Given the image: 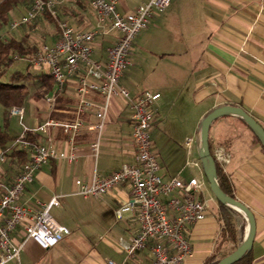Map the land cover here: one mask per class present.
Returning <instances> with one entry per match:
<instances>
[{
    "label": "crops",
    "instance_id": "0c3cea01",
    "mask_svg": "<svg viewBox=\"0 0 264 264\" xmlns=\"http://www.w3.org/2000/svg\"><path fill=\"white\" fill-rule=\"evenodd\" d=\"M56 1L60 18L75 29L95 30L91 57L104 64L105 49L115 41L116 31L98 21L90 0ZM181 1L182 6L169 3L164 11L155 12L147 26L139 31L133 40L139 46L136 51H130L128 64L118 83L131 97L143 91L159 93L150 106L154 116L152 125L169 135L170 142L167 149L157 150L159 174L164 178L178 176L187 181L196 177L203 181L199 196L205 200L206 215L188 227L192 254L183 264H204L211 255L232 251L235 241L240 243L244 238L247 222L242 214L237 215L235 240L225 239L219 206L207 186L203 169L190 164L197 161L195 156L199 155L200 138L196 140L195 136L203 116L221 105L243 108L264 129V0ZM135 6L130 0H117L121 12L132 11ZM26 10L20 6L10 12V18L0 29L1 37L24 39L35 47L58 39V29L51 22L52 27L47 26L40 30L41 34H36L42 37L38 43L33 32L35 27L31 30L25 29L27 24L12 27V21ZM44 19L45 16L40 14L33 20L39 23ZM46 39L49 42H45ZM29 71L47 74L44 67L31 65ZM81 73L82 70H78L66 79L53 105L47 103L44 96L36 99L32 95L28 101L33 112L27 113L25 101L22 105V123L28 129L47 118L82 120L72 140L62 134L60 127H51L46 132H25L37 136V143H49L65 156L42 164L35 171L33 181L25 185L19 200L35 212L48 197L61 195L49 210L50 222L67 226L69 233L48 249L27 240L20 250L19 261L7 264H107V259L114 264L150 263V244L132 257H127L118 245L109 246V240L128 238L138 228L129 213H124L122 218H116L114 213L130 195L127 186L119 185L96 198L75 191L77 180L89 182L93 172L109 175L123 163L134 160L131 110L127 101L118 95L109 101L96 157L89 150V144L96 137L93 126L98 119L95 110L101 105L102 97L94 91L86 93L85 98L93 103L92 106L76 112V79ZM28 81L31 91L40 85L39 77ZM53 89L54 82L46 93ZM7 117V126L11 118H17ZM25 117L26 122H23ZM6 131L15 137L22 128L14 135L9 133L8 127ZM188 137L193 139L189 147L184 144ZM208 142L211 151L222 146L229 155L224 169L219 167L234 197L248 207L255 220L251 264H264V152L253 132L234 115H223L211 122ZM71 150L75 153L72 159L67 156ZM16 163L11 156L0 163L1 182L9 184L13 181L21 166ZM13 237L20 241L22 234L18 230Z\"/></svg>",
    "mask_w": 264,
    "mask_h": 264
},
{
    "label": "built area",
    "instance_id": "2783aa9c",
    "mask_svg": "<svg viewBox=\"0 0 264 264\" xmlns=\"http://www.w3.org/2000/svg\"><path fill=\"white\" fill-rule=\"evenodd\" d=\"M171 0H145L138 3L132 11L121 12L117 0H90L99 22L107 23L116 31L115 41L105 49L104 64L91 57V42L95 30L75 29L66 20L57 17L56 0H33L31 6L18 19L12 21L15 27L27 23L38 15L47 12L57 22L59 37L53 43H42L30 60L33 67H44L54 82V89L44 95V100L53 105L66 79L82 70L76 79L78 101L76 112H82L92 106L85 98L91 91L102 97L101 105L95 110L98 122L93 126L96 137L89 144V150L96 157L99 137L106 119L109 101L113 96L124 98L131 110V139L134 144V160L123 163L118 169L106 176L93 172L89 182L77 180L75 191L82 196L99 197L112 188L125 185L129 188V197L114 211L116 218L129 213L138 223V228L128 237H118L116 243L127 257H132L138 250L150 244L149 264H183L192 254V245L187 237L188 227L206 215V203L199 194L203 181L190 177L183 181L178 176L162 177L159 164L152 150L149 129L154 121L150 108L159 97L158 92L143 91L131 97L124 87L119 85V78L128 64V55L134 38L145 28L155 12H162ZM23 107L11 106L8 116H16L22 131L17 134L12 145L29 149V158L21 164L13 181L5 184L0 181V264L18 262L20 250L27 240L33 241L42 249L55 246L69 228L65 225H52L49 210L61 195H52L41 203L40 209L31 212L20 202L25 185L32 182L35 171L49 159L65 156L49 143H36L29 148L26 139L27 130L46 132L51 127H60L62 134L72 140L78 132L82 120L75 118L57 121L47 118L33 128L28 129L23 123ZM192 137L186 138L189 147ZM71 150L68 158H74ZM215 162L222 168L229 160L224 147L217 146L212 151ZM7 155L0 150V163ZM190 164L202 169L197 161ZM20 231L22 239L16 241L15 231ZM107 264H114L110 259Z\"/></svg>",
    "mask_w": 264,
    "mask_h": 264
},
{
    "label": "trees",
    "instance_id": "16d2710c",
    "mask_svg": "<svg viewBox=\"0 0 264 264\" xmlns=\"http://www.w3.org/2000/svg\"><path fill=\"white\" fill-rule=\"evenodd\" d=\"M32 2L33 0H0V29L6 23V20L11 11L17 9L20 6L29 8ZM42 14L49 22H51L55 27H57V22L54 17L49 15L47 12H44ZM57 17L60 18L58 13H57ZM27 23H21V24H27ZM37 48L38 47H35L34 45H30L29 43H27L26 40L24 39H17L14 37L5 38L0 36V108H1L0 150L4 152L7 156H11V158H15L17 162L16 164L18 165L19 164L21 165L23 162L28 160L29 149L19 148L12 145V142L15 137L10 136L6 131L7 120H8L7 117L8 109L11 106H22L24 101L30 95H32L36 99L41 98L51 88L53 84V80L49 74H45V73L32 74L29 71V66H31L30 60L33 58ZM20 59H25L27 61L24 69L14 70L9 75L8 68L12 66V64L15 61ZM33 77H39L40 85L32 88L33 90L31 91L30 90L31 85L28 84L27 80ZM241 121L246 125V127H248L247 124L242 119ZM253 137L255 141L259 143L262 151L264 152V148L262 144L259 142L258 138L254 134ZM26 139H28V141L30 142L29 148H31L37 143V136L35 135L31 136L30 132L26 133ZM209 150L210 153L212 154L210 145H209ZM215 166H216V179L218 186L225 194L234 197L230 184L225 174L222 173L219 165L216 162H215ZM217 203L219 206L220 219L223 225L222 233L225 236L226 240H235V234H236L235 217L237 215H241V213L218 201ZM238 245L239 242L236 240L231 250L235 249ZM229 252L230 251L222 252L218 256L211 255L205 261L204 264H215L219 259L227 255ZM251 262H252L251 250H248L237 261L231 264H251Z\"/></svg>",
    "mask_w": 264,
    "mask_h": 264
},
{
    "label": "water",
    "instance_id": "95a60500",
    "mask_svg": "<svg viewBox=\"0 0 264 264\" xmlns=\"http://www.w3.org/2000/svg\"><path fill=\"white\" fill-rule=\"evenodd\" d=\"M223 115H234L242 119L253 134L258 138L259 142L264 148V129L263 127L243 108L234 105H221L208 111L199 123L200 145L199 156L201 159V166L208 183V187L215 197V199L225 204L238 212H240L246 219L247 230L244 238L239 245L230 251L227 255L219 259L215 264H231L237 261L246 251L251 249L254 233L255 220L252 212L242 202L235 197L225 194L218 186L216 179V166L212 154L209 150L208 144V130L211 122Z\"/></svg>",
    "mask_w": 264,
    "mask_h": 264
},
{
    "label": "rangeland",
    "instance_id": "374dc122",
    "mask_svg": "<svg viewBox=\"0 0 264 264\" xmlns=\"http://www.w3.org/2000/svg\"><path fill=\"white\" fill-rule=\"evenodd\" d=\"M130 2H131V4L132 5H137L138 4V2H140V0H130ZM181 0H171L170 1V5H173V4H179V6H182V4H181ZM185 2V1H184ZM25 9H28L27 7H24ZM167 8V7H166ZM165 8V9H166ZM21 9H23V7H21ZM164 9V10H165ZM163 10V11H164ZM8 18H10L9 16H8ZM8 18H7V20H8ZM6 20V21H7ZM7 23V22H6ZM33 25V26H32ZM47 26H49V27H52V25H51V23L45 18L44 20H42V22H34V20H31L29 23H27V26H26V30H31V28L32 27H35L36 29H34L33 30V32H35V37H37V39H39L38 41H37V43L38 42H41L40 40H41V35H36V34H41L40 33V30L41 29H44L45 27H47ZM4 28V27H3ZM37 30V31H36ZM45 42H49V40L48 39H46V41ZM138 46H139V44H136L135 42L131 45V47H130V51L131 52H133V50L134 51H136V49L138 48ZM130 59H132L133 60V58L130 56L129 57ZM133 62V61H132ZM26 63H27V61L25 60V59H20V60H17V61H15L13 64H12V66H10L9 68H8V74L10 75L14 70H17V69H19V70H23L24 69V67H25V65H26ZM30 71L31 72H35L33 69H30ZM142 73H140V75H141ZM27 82L29 83V81L27 80ZM30 102L28 101V97H27V99L25 100V103H24V107H25V109H26V111H27V113L29 114L30 112H33V109H32V107H31V105L29 104ZM23 122H26V117H25V119L23 120ZM8 131H9V133L10 134H13L14 135V133H17L18 131H20V129L22 128L21 127V125L20 124H18V121H17V118H15V117H13V118H11L9 121H8ZM163 131H161L160 129H159V127H157V126H155V125H152L151 126V128L149 129V134H150V140H151V143H152V150H153V152H154V154H155V156H158L157 155V150H164V149H167V145H170L169 143V138H168V136L169 135H167V134H165L164 132L162 133ZM196 140L198 139V138H200V134H199V132L196 134ZM180 143H181V145H182V140L181 141H179ZM212 152V151H211ZM213 156V155H212ZM214 159V158H213ZM195 160H197V162L198 163H200L201 164V159H200V156L198 155V156H195ZM214 162H215V160H214ZM207 181V180H206ZM207 186H208V183H207ZM209 188V187H208ZM212 197H213V199L216 201V199H215V197L213 196V194H212ZM109 242H110V244H109V246L112 248L113 246H116L117 245V243H116V241L115 240H109Z\"/></svg>",
    "mask_w": 264,
    "mask_h": 264
}]
</instances>
